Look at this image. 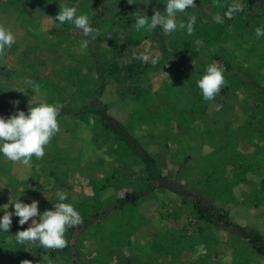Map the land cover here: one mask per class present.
<instances>
[{
    "label": "rangeland",
    "instance_id": "obj_1",
    "mask_svg": "<svg viewBox=\"0 0 264 264\" xmlns=\"http://www.w3.org/2000/svg\"><path fill=\"white\" fill-rule=\"evenodd\" d=\"M133 1V8H121L117 0H105V9L133 14L155 2L167 4L145 25L147 30L159 26L165 51L152 37L133 44L129 28L117 29L108 18L100 21L99 57L118 66L113 74L105 73L101 100L113 129L131 135L153 157L165 187L122 213L132 217L135 227L121 225L104 236L101 231L109 226H100L94 239L80 244L77 260L110 259L115 247H107L108 242L119 236L124 264H264V256L245 238L246 233H264V98L254 90L226 86L212 60L221 55L232 66H252L264 86V23L226 26L213 44L196 38L185 52V40L224 18L227 2ZM56 2L65 7L53 15ZM92 14V0H0V101L59 114L42 122L26 113L0 118V222L29 227L52 201L93 198L103 204L147 184L143 163L114 133L106 134L93 113L60 115L63 107L89 104L95 73L85 41L53 32L68 24L86 26ZM200 93L207 98V110L184 129L176 127L177 118L162 113ZM136 95L148 99L146 106L155 115L130 123L133 112L144 106ZM125 122L128 132L122 129ZM213 178L224 190L222 198L207 194L206 179ZM95 186H101L97 193ZM196 196L204 207L214 199L236 225L226 229L202 221L191 204ZM66 217L65 209L59 222ZM19 248L26 252L24 259L13 252ZM44 249L37 256L36 246L25 238L0 232V264H71L67 254L48 253L53 249L50 235Z\"/></svg>",
    "mask_w": 264,
    "mask_h": 264
},
{
    "label": "trees",
    "instance_id": "obj_2",
    "mask_svg": "<svg viewBox=\"0 0 264 264\" xmlns=\"http://www.w3.org/2000/svg\"><path fill=\"white\" fill-rule=\"evenodd\" d=\"M223 1L228 3L224 8H222L221 13L224 15V18L217 24L212 26L210 25V29L196 31L192 36L183 42V51H189L196 38L202 39L209 45L213 44L219 40V37L223 34L226 26H241L242 24H250L254 21L264 23V0H243V6L235 5L234 2L237 0ZM117 3L120 4L121 8H133L136 5L133 0H117ZM55 6L53 15H58V9H60L63 5L61 2H56ZM63 7H65V5ZM105 7V0H92L93 14L90 24L86 26L68 24L65 29L53 32L54 35L59 36L62 34L63 36L74 35L85 41V48L93 61V70L95 73V86L89 104L79 107H63L61 108L60 115L65 116L64 114H79L85 112L93 113L96 117V121H98L99 125L103 128L106 134L114 133L117 139H119L120 142L128 148L130 155L134 157L136 156V158L143 163L145 171L147 172V184L143 188H134L127 191L123 197L112 202H104L103 204H98L93 198L80 203L70 201L67 198H62L57 200V202L52 201V203L46 204V206L43 207L44 209L41 208L38 211L34 223L29 227H17L11 225L8 221L0 222V232L18 234L21 238H25L29 243L36 246L35 255L37 256H40L45 250V242L47 237L50 235L53 239V249L48 253L51 256H54L55 252L67 254L71 264H79L77 257L80 252V244H82L85 239H94L97 236L96 234H98L100 226L105 224L109 226L106 227V231H101L104 236L112 235L115 232L114 230L119 229V226L121 225L130 227L129 225L132 217L130 215L124 216L122 213L126 210L131 211V206H136L137 202L152 190L165 187L161 181L162 176H160V172L156 167L153 157L141 147L135 138L131 137L128 133L123 134L116 132L113 129L112 124L109 122L110 117L107 114L105 103L101 100V95L106 87L105 73L107 72L113 74L117 71L118 66L115 60L103 62L100 59L98 50V28L100 26L99 22L108 18L111 23L117 27V29L123 30L129 28L133 44H139L145 38L152 37L159 46L160 50L164 52L165 47L162 41L163 33H160L159 26L155 25V27L147 30L145 25L148 24L149 20H152L157 15L164 13L167 10L168 5L163 2H155L150 6V8H142L133 14L127 11L119 10H115L114 13H110L107 12ZM225 15L227 17H225ZM212 60L220 73L221 81L226 83V86L230 87L237 85L246 89L254 90L264 98V86L260 80L261 77L259 74L252 71V66L247 68L232 66L221 55H214ZM135 97V99L139 100V103L144 99L143 95H136ZM147 100L148 99H144L142 101L144 106L141 105L138 110L133 112L132 116L128 119L130 123L137 120H146L151 118L153 114L155 115V113L152 110H149L150 108L146 106ZM206 110L207 98L200 93L192 102L187 104L179 103V105H169L167 108L162 110V113H165L166 118L173 120L177 118L176 127L184 129L186 124L191 122L197 114H203ZM25 113L30 114L37 121L41 122L50 115H59L53 113L51 114L45 111H35L24 105L3 104L0 101V118L6 114L16 116ZM127 124L129 125V123L126 122L123 124L124 128L122 127V129L124 132L129 130L130 126L128 127ZM153 173H158V176L152 177ZM209 175L210 176L208 178H212L213 174ZM109 180V178H106V181ZM216 181L217 180H215V178L206 179V185L207 187H210L207 194L217 199V197L222 198L224 190ZM106 185L107 182H104L103 186ZM95 187L97 193L101 189V186ZM262 188L264 190V178L262 180ZM198 197H194L191 204L194 214L202 219V221L210 223L214 226L224 227L226 229L230 226L234 227L236 225L228 217V213L225 208L214 203V199L211 198L213 201L209 200V205L204 207L201 205V199ZM186 198L187 196H185L183 200L187 201ZM68 205H71L74 209H68ZM65 209L67 217L63 219L62 223H60L61 214ZM115 212L118 214L115 218H111ZM132 225L135 227L134 224ZM122 238L118 236L117 239L108 242L107 247H115L112 250L114 251V254L110 259L102 260L100 262L94 260L87 261V264H124L122 263L123 261L127 262L126 257L124 256L125 253L117 250L121 246ZM245 238L253 251L264 256V233H246ZM158 246H160V244L158 245L156 242H153V247H157L156 250L161 251ZM169 249L173 250V247L170 245ZM13 252L16 253L19 258L24 259L23 257H26L23 255L26 252L22 248L14 250ZM151 262L152 261L148 264Z\"/></svg>",
    "mask_w": 264,
    "mask_h": 264
}]
</instances>
